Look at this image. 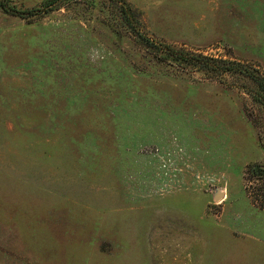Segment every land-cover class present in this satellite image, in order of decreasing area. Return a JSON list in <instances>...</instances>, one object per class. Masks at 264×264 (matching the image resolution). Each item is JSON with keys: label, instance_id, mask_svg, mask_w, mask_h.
Listing matches in <instances>:
<instances>
[{"label": "rangeland", "instance_id": "1", "mask_svg": "<svg viewBox=\"0 0 264 264\" xmlns=\"http://www.w3.org/2000/svg\"><path fill=\"white\" fill-rule=\"evenodd\" d=\"M46 1L0 0V264H264L251 80L157 59L112 0ZM124 1L159 53L264 76V0Z\"/></svg>", "mask_w": 264, "mask_h": 264}, {"label": "trees", "instance_id": "2", "mask_svg": "<svg viewBox=\"0 0 264 264\" xmlns=\"http://www.w3.org/2000/svg\"><path fill=\"white\" fill-rule=\"evenodd\" d=\"M54 2L55 0H47L45 3L51 5ZM112 3L117 10L119 23L135 36V40L139 44L144 46L146 49L153 51L157 59L178 68L188 66L206 73L229 72L248 78L256 87L254 92H252L254 101L264 107V76L260 75L255 68L235 60L210 58L202 54H196L188 50L170 46L163 50L164 52L161 54L158 52V47L154 44L153 40H151L145 32L140 29V22L134 12H132L129 4H127L124 0H112ZM250 171L256 176L262 174V172H258V166H252Z\"/></svg>", "mask_w": 264, "mask_h": 264}, {"label": "water", "instance_id": "3", "mask_svg": "<svg viewBox=\"0 0 264 264\" xmlns=\"http://www.w3.org/2000/svg\"><path fill=\"white\" fill-rule=\"evenodd\" d=\"M222 196H223L222 192L220 190H217L216 194H214V199L218 200Z\"/></svg>", "mask_w": 264, "mask_h": 264}]
</instances>
